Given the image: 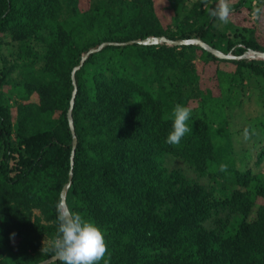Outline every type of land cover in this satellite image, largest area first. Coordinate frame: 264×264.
<instances>
[{
  "label": "trees",
  "instance_id": "obj_1",
  "mask_svg": "<svg viewBox=\"0 0 264 264\" xmlns=\"http://www.w3.org/2000/svg\"><path fill=\"white\" fill-rule=\"evenodd\" d=\"M259 2L233 0L223 25L200 0L183 15L184 0H0V264L54 256L41 250L70 170L67 209L103 231L109 264H264V60L117 44L264 52ZM177 103L191 132L172 146ZM245 128L256 140L238 149Z\"/></svg>",
  "mask_w": 264,
  "mask_h": 264
},
{
  "label": "clouds",
  "instance_id": "obj_2",
  "mask_svg": "<svg viewBox=\"0 0 264 264\" xmlns=\"http://www.w3.org/2000/svg\"><path fill=\"white\" fill-rule=\"evenodd\" d=\"M207 10L209 17L217 20L220 24L227 25L232 18L233 0H200ZM259 9H257V12ZM192 109L180 103L175 104L168 119H171V131L167 134L165 143L178 146L186 134L191 132L188 123ZM244 140L250 138V129L243 130ZM228 165L221 163L219 171H227ZM57 230L55 236L44 245L42 250L45 254L54 255L60 264H109L105 259L108 254L103 231L92 221L86 220L78 212L62 210L63 204H58ZM15 233H10V239L14 242ZM110 259V257H109Z\"/></svg>",
  "mask_w": 264,
  "mask_h": 264
},
{
  "label": "water",
  "instance_id": "obj_3",
  "mask_svg": "<svg viewBox=\"0 0 264 264\" xmlns=\"http://www.w3.org/2000/svg\"><path fill=\"white\" fill-rule=\"evenodd\" d=\"M162 42H165V43H167L169 45H172V46L173 45L196 44V45H199V46L205 48L206 50L210 51L211 53H213L215 56H217L219 58L245 57V58H250V59H263L264 60V52H262V51L247 49L241 56H235V55H232L231 53L225 54V53H223V52H221V51H219V50H217L215 48H212L211 46H209L208 44L203 42L199 37L172 40V39H168L165 36H153V35H151V36H147L146 38H143V39H134V40L121 42V43H117V44H127V43L159 44V43H162ZM105 44H107V42L101 43L97 48H90L87 53H84L82 55L80 64L84 61V59L86 58V56L88 55L89 52H94V51L100 49L101 47H103ZM80 64H79V66H80ZM79 66L74 67L73 70H72V81H73L74 85H75L74 78H73L74 77V70L79 68ZM75 91L76 90L74 88L73 92H72V98H71V101H70V107H69V110L67 112L68 113L69 126H70V129L72 131V142H71L72 149H71V154H70V166H71V169H72V164H73V160H74L75 147H76V143H77V138H76L75 132L73 131L72 119H71V114H70L71 113V106H72V103H73V98L75 96ZM71 178H72V175H71V170H70L69 171V176H68V181H67L66 184H64V186L62 187L61 192H60L61 203L63 204L62 210L65 211V212H68V209H67V206H66V203H65V195H66V190H67V188L70 185ZM56 259L57 258L55 256H51L48 259H46L44 261H41V262H38L36 264H48L51 261H54Z\"/></svg>",
  "mask_w": 264,
  "mask_h": 264
},
{
  "label": "rangeland",
  "instance_id": "obj_4",
  "mask_svg": "<svg viewBox=\"0 0 264 264\" xmlns=\"http://www.w3.org/2000/svg\"><path fill=\"white\" fill-rule=\"evenodd\" d=\"M194 1H196V0H184V9H182V12H181V15H183L184 13H185V11H187L188 10V8L192 5V3L194 2ZM162 3H164V6H166L165 4V2L163 1ZM252 3L253 4H256V5H260V2H259V0H252ZM159 5V4H158ZM160 7V6H159ZM162 10L164 9V7H160ZM159 8V9H160ZM160 9V10H161ZM162 14H166V12H165V10L164 11H162ZM161 14V15H162ZM256 16H255V14L253 15V18H255ZM258 83V82H257ZM256 82L255 83H251V82H249L248 81V84L249 85H255V84H257ZM33 96V95H32ZM13 97V96H12ZM261 111H262V107L260 106V105H258V104H256L253 100H251V101H249V102H246L245 104H244V106H243V112H244V114H245V116L247 117V118H249V119H251L253 122H255V119L254 118H256V116H259L260 115V113H261ZM12 115H15V109L13 108L12 109ZM235 120V119H234ZM240 120V119H239ZM236 121H238V119L236 120ZM239 127H243V125L241 126H239ZM256 139L255 138H253V137H251L250 136V138L248 139V140H244V138H243V131L241 132V133H239V135L237 136V138L235 139V144H236V147L238 148V149H241V148H245V147H250L251 146V143L253 142V141H255ZM254 149H252V153H254ZM254 158H255V156H253L252 157V159H251V161H253L254 160Z\"/></svg>",
  "mask_w": 264,
  "mask_h": 264
}]
</instances>
